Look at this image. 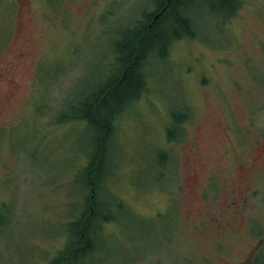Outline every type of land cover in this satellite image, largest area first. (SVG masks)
Returning a JSON list of instances; mask_svg holds the SVG:
<instances>
[{"label":"rangeland","instance_id":"rangeland-1","mask_svg":"<svg viewBox=\"0 0 264 264\" xmlns=\"http://www.w3.org/2000/svg\"><path fill=\"white\" fill-rule=\"evenodd\" d=\"M237 2L228 13L188 0L194 35L143 63L146 89L112 136L107 189L121 207L75 264H238L252 223L264 231V0ZM154 3L0 0V264H58L67 253L65 224L91 190L72 187L83 125L56 119L108 80L113 44Z\"/></svg>","mask_w":264,"mask_h":264},{"label":"trees","instance_id":"trees-1","mask_svg":"<svg viewBox=\"0 0 264 264\" xmlns=\"http://www.w3.org/2000/svg\"><path fill=\"white\" fill-rule=\"evenodd\" d=\"M228 13L235 10L237 0H216ZM155 14L145 16L130 29H125L120 39L113 44L116 53V70L108 80H98L86 86L83 93L70 99L66 111L56 122L80 123L78 129L83 136V156L85 165L72 179L75 190L85 192L90 188L91 193L84 197L81 214L74 216L75 220L67 221L69 243L67 253L62 254L58 264H75L81 256L93 253L91 247L96 242V227L103 221L115 219L112 205L121 207L120 203L112 200L107 184L108 174L112 168L113 133L117 118L125 109H129L140 97V92L146 89L143 63L148 57L164 58L172 41L182 36V33L192 37V20L186 15L190 6L188 0H155ZM185 114L173 111L165 131L168 142H175ZM163 159L168 155L163 153ZM166 155V157H165ZM98 189H101V193ZM75 196V195H74ZM76 205L77 202H71ZM79 209H75L78 212Z\"/></svg>","mask_w":264,"mask_h":264},{"label":"flooded vegetation","instance_id":"flooded-vegetation-1","mask_svg":"<svg viewBox=\"0 0 264 264\" xmlns=\"http://www.w3.org/2000/svg\"><path fill=\"white\" fill-rule=\"evenodd\" d=\"M249 231L253 242L238 264H264V231L261 230V227L255 221Z\"/></svg>","mask_w":264,"mask_h":264}]
</instances>
